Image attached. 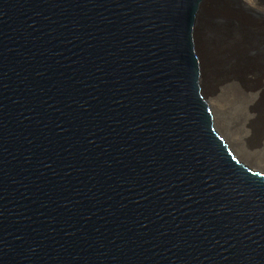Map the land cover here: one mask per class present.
Returning a JSON list of instances; mask_svg holds the SVG:
<instances>
[{
  "label": "water",
  "instance_id": "obj_1",
  "mask_svg": "<svg viewBox=\"0 0 264 264\" xmlns=\"http://www.w3.org/2000/svg\"><path fill=\"white\" fill-rule=\"evenodd\" d=\"M203 0H0V264H264V172L201 92Z\"/></svg>",
  "mask_w": 264,
  "mask_h": 264
},
{
  "label": "rangeland",
  "instance_id": "obj_2",
  "mask_svg": "<svg viewBox=\"0 0 264 264\" xmlns=\"http://www.w3.org/2000/svg\"><path fill=\"white\" fill-rule=\"evenodd\" d=\"M216 1V2H215ZM225 3H224V2ZM230 1V2H229ZM232 1V2H231ZM239 3H238V2ZM208 0L207 2L208 3H206L204 6H203V9H201V13H200V15H199V20H198V23H200V25H199V27H201V28H199V30H200V35H202L201 36V43H202V48H203V50H204V52H205V54L207 53V54H209V51L212 53V51L211 50H213V54H209V55H207V56H209L208 58L210 59L209 61H211L210 63H211V65L213 66V70H214V72L212 71V73H215V77L214 78H217L218 77V75H219V77L217 78V79H215V83H214V87H213V92H214V90H215V96L217 97V99H218V104L220 105V103H221V105H220V107L221 108H223V112L221 111V113H222V115H223V117L225 118V120H224V123L225 124H227L226 125V127H227V130L229 131V129L230 128H232L233 126V128L232 129H230L231 131L234 129V128H236V130L234 129L233 131H234V133H233V131L231 132L230 131V134H232V135H234V134H236V136H234L235 138H236V142H237V146H239L240 148H241V152H242V154H243V156L246 158V160L245 159H241V160H243L244 162H246L247 164H249L250 166H252L253 168H255V169H258V170H260V171H263L264 172V115L261 113V111H259L260 112V114L259 113H256V114H259V117L258 116H256V115H254V116H252V117H249V113L245 110L244 112H243V110H242V108H240L242 105L240 104H238V102H237V99H235V98H237L236 96H231V94H230V92H232V90L234 91V89H236L235 87H238V86H245L246 85V88H248L249 89V92H254L256 89L258 90V86H261V84L263 83L262 81L264 80V79H262V78H259V76H258V74H259V68L256 66V63H257V65H258V62H259V60H261L262 61V59H263V55L262 54H264V53H262V52H264V28H262V26L264 27V11L261 9V8H259L258 7V5H257V7L256 6H252V5H256L258 2L257 1H259V0H252V1H250V0H242V2H241V0ZM248 1V2H247ZM254 1V2H253ZM245 2H247V3H249L248 5H250L249 6V8L245 5V4H247V3H245ZM251 2H253V3H251ZM216 3H217V5H216ZM230 3V4H229ZM237 3V4H236ZM242 3H245L244 5L242 4ZM219 4V5H218ZM224 4L227 6H224ZM210 5V6H209ZM236 5H237V8H236ZM220 7V9H219V7ZM239 6V7H238ZM241 6H242V8H241ZM221 7H224V8H221ZM226 7V8H225ZM235 7V8H234ZM245 7V8H244ZM255 7V8H254ZM228 8V9H227ZM234 8V9H233ZM240 10H239V9ZM246 8H248V10L249 11H247V9ZM254 8V9H253ZM214 9V10H213ZM245 9V10H244ZM208 10V11H207ZM211 10H213L212 12H211ZM217 10V11H216ZM237 10V11H236ZM238 10H239V12H238ZM242 10V11H241ZM243 10H244V12H243ZM252 10H254V11H252ZM256 10V11H255ZM206 11V12H205ZM226 11V12H225ZM251 11H252V13H254V14H252L253 15V17L251 16ZM258 11H260V12H258ZM209 12V13H208ZM215 12H216V14H215ZM224 12V13H223ZM248 12H250V13H248ZM257 12V13H256ZM205 13V14H204ZM211 13V14H210ZM220 13V14H219ZM238 15H237V14ZM243 13V14H242ZM259 13V14H258ZM260 13H261V15H260ZM210 14V15H209ZM256 14V15H255ZM206 15H208V16H206ZM222 15V16H221ZM230 15V16H229ZM234 15V16H233ZM237 15V16H236ZM257 15H258V17H257ZM203 16V17H202ZM236 16V17H235ZM239 16V17H238ZM263 16V17H262ZM202 17V18H201ZM219 17V18H218ZM252 17V18H251ZM256 17V18H255ZM207 20H206V19ZM236 18V19H235ZM247 18V19H246ZM202 19H204V20H202ZM221 19V20H220ZM233 19V20H232ZM252 19V20H251ZM254 19V20H253ZM256 19V20H255ZM259 19V20H258ZM201 20H202V22H201ZM240 20V21H239ZM243 20V21H242ZM250 20V21H249ZM207 21H209V22H207ZM214 21V23H212ZM258 23H257V22ZM259 21H260V23H259ZM224 22H225V24H224ZM232 22H233V24H232ZM237 24H236V23ZM251 22V23H250ZM205 23V25H203ZM242 23H243V26H242ZM247 23V24H246ZM222 24V25H221ZM231 24V25H230ZM239 24H241V25H239ZM255 24V25H254ZM261 24V25H260ZM210 25H212V26H210ZM240 27H239V26ZM249 25V26H248ZM251 25V26H250ZM257 25V26H256ZM209 26H210V29H209ZM229 27V29H228V27ZM233 26H234V28H233ZM255 26V27H254ZM260 26V27H259ZM224 27V28H223ZM226 27H227V29H226ZM243 27V28H242ZM245 27H247L248 29L246 30V28ZM251 27V28H250ZM255 29H254V28ZM214 28V29H213ZM239 30H238V29ZM258 28V29H257ZM222 29V30H221ZM233 29V30H232ZM244 29V30H243ZM251 31H250V30ZM231 32H230V31ZM235 30V31H234ZM243 30V31H242ZM246 30V31H245ZM208 31H209V33H208ZM215 31V32H214ZM245 31V32H244ZM214 32V33H213ZM221 32V33H220ZM226 32H229V33H227L226 34ZM243 32V33H242ZM255 32V33H254ZM257 32V33H256ZM261 32V33H260ZM205 33V34H204ZM216 33V34H215ZM253 33V34H252ZM258 33L260 34V35H258ZM220 34L222 35V36H220ZM235 34H237L238 36H240V37H238L237 35L235 36ZM241 34V35H240ZM250 35V36H248V35ZM256 34H257V36H256ZM214 35V36H213ZM217 35V36H216ZM225 35H227V37H229V38H227ZM244 35V36H243ZM246 35V36H245ZM252 35L253 36H255L254 38L252 37ZM204 36V37H203ZM219 36V37H218ZM260 36V37H259ZM206 37V38H205ZM218 38V39H216V38ZM222 37H225V38H223L222 39ZM231 37V38H230ZM234 37V38H233ZM252 39H251V38ZM204 38V39H203ZM213 38V39H212ZM220 38V39H219ZM239 38H241V39H239ZM247 40H246V39ZM262 38V39H261ZM207 41H206V40ZM222 39V40H221ZM228 39H230L231 41H227ZM237 39V40H236ZM261 39V40H260ZM216 40H218V41H216ZM226 40V41H225ZM235 40V41H234ZM243 40V41H242ZM249 40H251V41H249ZM256 40V41H255ZM263 40V41H262ZM217 42V44H216V42ZM221 41V42H220ZM238 43H237V42ZM241 43H240V42ZM248 41V42H247ZM258 41H260V42H258ZM262 41V42H261ZM203 42H204V44H206V45H204L203 44ZM213 42V43H212ZM219 42V43H218ZM224 42V43H223ZM226 42H228V43H226ZM232 42V43H231ZM253 42V43H252ZM256 43V44H255ZM258 43H260L259 44V46L260 47H258L257 48V46H258ZM221 44H223V45H221ZM228 44V45H227ZM233 44L236 46H233ZM254 44V45H253ZM213 45H215V46H213ZM247 45V46H246ZM208 46V47H207ZM223 46H225V48L223 47ZM253 46H255V47H253ZM262 46V47H261ZM222 47V48H221ZM234 47V49H232ZM244 47V48H243ZM249 47V48H248ZM218 48V49H217ZM220 48V49H219ZM240 48H241V50H240ZM247 48V49H246ZM252 48V49H251ZM215 49V50H214ZM229 49V50H228ZM247 50V51H244V50ZM249 49H251V50H249ZM258 49V50H257ZM260 49V50H259ZM223 50V51H222ZM231 50V51H230ZM219 51V52H218ZM239 53H238V52ZM240 51H241V53H240ZM256 51V52H255ZM216 52V53H215ZM228 52H230L229 54H228ZM246 54H244V53ZM252 53V55H250L251 53ZM218 53V54H217ZM237 53H238V55H237ZM254 53V54H253ZM258 53V54H257ZM260 53H261V55H260ZM214 54H216V55H214ZM226 54H227V56H228V58L230 59H228L227 58V56H226ZM241 54V56H239ZM257 54V55H256ZM225 57H224V56ZM230 55H231V58H230ZM233 55H235L234 57H232ZM211 56H212V58H211ZM222 56V57H221ZM237 56V57H236ZM248 56V57H247ZM249 56H251V57H249ZM262 56V57H261ZM244 57V58H243ZM255 57H257V58H255ZM222 59V61H220L221 59ZM226 58V59H225ZM232 58H233V60H232ZM243 60H242V59ZM250 58H252V59H250ZM212 59H213V61H212ZM216 61H215V60ZM245 59V60H244ZM255 59V60H254ZM232 60V61H231ZM235 60V61H234ZM242 60V61H241ZM252 60V61H251ZM258 60V62H256ZM240 61V62H239ZM246 61V62H245ZM214 64H213V63ZM220 62V63H219ZM223 62V63H222ZM234 62V63H233ZM236 62H238V63H236ZM244 62V63H243ZM251 62H252V64H251ZM230 63V64H229ZM217 64V65H216ZM219 64V65H218ZM221 64V65H220ZM225 66H224V65ZM242 64H244V65H242ZM251 64V65H250ZM255 66H254V65ZM233 65V66H232ZM253 65V66H252ZM211 66V67H212ZM221 66V67H220ZM229 66L232 68H235V70H233L232 69V72H231V68H229ZM238 66V67H237ZM248 66V67H247ZM242 67V68H241ZM217 68V69H216ZM226 68V69H225ZM238 68H240V69H238ZM244 68H246V69H244ZM252 68V69H251ZM222 69V70H221ZM238 71H237V70ZM211 70H212V68H211ZM216 70H219V72L221 73V76H220V74H219V72L217 71L216 72ZM230 70V71H229ZM240 70V71H239ZM242 70H244V71H242ZM257 70H258V72H257ZM229 71V72H228ZM252 71V72H251ZM241 72H242V74H241ZM245 72H248V73H245ZM256 72V73H255ZM227 73H229V74H227ZM231 73V74H230ZM255 73V74H254ZM225 74V75H224ZM238 74V75H237ZM252 74V75H251ZM216 75H217V77H216ZM235 75V76H234ZM250 77H249V76ZM255 75L258 77H255ZM223 76V77H222ZM232 76H233V78H232ZM239 77V78H238ZM247 77V78H246ZM241 78H243V79H241ZM229 79V80H228ZM231 79V80H230ZM238 79V80H237ZM241 80V82L239 83V81ZM234 82H233V81ZM249 80V81H248ZM253 80V81H252ZM218 81V82H217ZM221 81V82H220ZM226 81H228V82H226ZM237 81V84H239V85H237V84H235V82ZM245 81H247V82H245ZM251 81V82H250ZM223 82V83H222ZM226 84H225V83ZM245 82V83H244ZM253 82H254V84H253ZM260 82H262V83H260ZM231 83H233V84H231ZM215 84H217V85H215ZM221 84V85H220ZM223 84H225L224 86H223ZM227 84H228V87H227ZM236 86H235V85ZM245 84V85H244ZM251 84V85H250ZM256 84V85H255ZM248 85V86H247ZM221 86H223V87H221ZM226 86V87H225ZM229 86H231V87H229ZM218 87L220 88V89H218ZM224 87H225V89H224ZM233 87H234V89H233ZM222 88H223V92L225 91V93H223L222 92ZM240 88V87H239ZM227 89V90H226ZM230 89H232V90H230ZM253 89V90H252ZM255 89V90H254ZM217 90V91H216ZM230 90V91H229ZM251 90V91H250ZM256 90V91H257ZM255 91V92H256ZM222 92V93H221ZM228 94H227V93ZM221 93L222 95L224 94V96H222L221 94V96L219 95V94ZM230 94V95H229ZM228 95V96H227ZM220 96V97H219ZM227 97H229V98H227ZM231 97V98H230ZM248 97L249 96H247L246 98H244L246 101H248ZM258 96H256V98L254 97V99L253 100H256L255 101V105H256V102H257V107L258 108H261L262 106H264V96H263V98H262V96L258 99L257 98ZM219 98H221V100H219ZM224 100H223V99ZM227 101V104L226 105H224L225 103L224 102H226ZM232 100V101H231ZM220 101V102H219ZM233 101H234V104H232L233 103ZM232 102V103H231ZM237 102V103H236ZM230 103V105H228ZM260 103H261V105H260ZM231 104H232V106H231ZM237 104V108L241 111V112H239V110L236 108H234L235 107V105ZM223 105V106H222ZM228 106V107H227ZM231 106V107H230ZM230 107V108H229ZM233 107V109H231ZM262 108H264V107H262ZM227 109H229V110H227ZM224 110H226V111H224ZM236 113V115H235V113L233 112V111ZM228 111H229V114H228ZM230 111H232V113L230 112ZM240 114H239V113ZM247 112V114H246V116L244 115L245 113ZM227 113V114H226ZM234 113V114H233ZM243 113V114H242ZM225 115V116H224ZM227 115V116H226ZM240 117H239V116ZM241 115H243L242 117H241ZM238 116V117H237ZM229 117V118H228ZM230 117H231V119H232V121H228L227 122V119L226 118H228V120H231L230 119ZM236 119H235V118ZM248 118V119H246V118ZM257 117V118H256ZM237 118H239V119H237ZM240 119L242 120V121H240ZM252 119H253V121H252ZM256 121H255V120ZM258 119V120H257ZM251 121H252V123L253 122H255V123H251ZM262 122V123H260V124H258V122ZM234 122H236V123H239L240 122V124H236V123H234ZM243 122V123H242ZM248 122V123H247ZM231 123H232V125H231ZM247 125H246V124ZM250 124H252V126H249ZM263 124V125H262ZM231 125V126H230ZM236 125V126H235ZM238 125V126H237ZM249 126V127H248ZM259 126V127H258ZM258 127V128H257ZM262 127V128H261ZM254 130H253V129ZM261 129V131H260V129ZM217 130V129H216ZM255 130H257V133L255 132ZM218 131V130H217ZM251 131V132H250ZM219 132V131H218ZM248 132H249V135H248ZM263 134V137H262V134ZM220 133V132H219ZM247 133V134H246ZM250 133H253V135H255L254 137H253V135L252 134H250ZM260 133V134H259ZM256 134H258L257 135V137H256ZM221 135H223L222 133H221ZM242 135H243V137H245V138H243L242 137ZM258 136H259V138H258ZM261 136V137H260ZM223 137H225V136H223ZM239 137V138H238ZM242 138V140L240 141V139ZM247 138V139H246ZM250 138V139H249ZM252 138V139H251ZM256 138V139H255ZM245 139V140H244ZM263 139V140H262ZM239 140V141H238ZM244 140V141H243ZM247 140V141H246ZM248 140H250L249 142H248ZM253 141V144L255 143V145H252V141ZM255 140V141H254ZM257 140V141H256ZM239 142V143H238ZM259 142V143H258ZM243 143H245V144H243ZM257 143V144H256ZM249 144V145H248ZM242 145H244V146H242ZM252 145V146H251ZM250 146V147H249ZM250 148V149H249ZM237 156V155H236ZM240 158V157H239ZM260 166L261 167H263L262 169L260 168Z\"/></svg>",
  "mask_w": 264,
  "mask_h": 264
},
{
  "label": "bare ground",
  "instance_id": "obj_3",
  "mask_svg": "<svg viewBox=\"0 0 264 264\" xmlns=\"http://www.w3.org/2000/svg\"><path fill=\"white\" fill-rule=\"evenodd\" d=\"M208 0H203V2H202V4H201V6H200V8H199V12H198V17H197V20H196V22H195V25H194V34H195V37H196V48H197V53H198V58H199V62H200V64H199V66H200V76H199V83H200V88H201V92L203 93V95H204V97L206 98V101H207V103H208V105H209V107H210V110H211V114H212V122H213V125H214V127L220 132V134L222 133L223 135L222 136H225L224 137V139L228 142V144H229V146L231 147V149L233 150V152H234V154H236L238 157H240V159H245L246 160V158L243 156V154H242V152H241V148L239 147V146H237V142H236V138L234 137V136H236V134H234V135H232V134H230V129H232L234 126V124L232 125V123H231V125L233 126L232 128H230L229 129V131L227 130V127H226V125L227 124H225L224 123V120H225V118L223 117V115H222V113H221V111L223 110V108H221L220 107V105H221V103H220V105L218 104V99H217V97L215 96V90H214V92H213V87H214V83H215V79H217L218 77H219V75H218V77H217V75H216V77L217 78H214L215 76V73H212V71L214 72V70H213V66L211 65V61H209L210 59V57L209 56H207V55H209L211 52L209 51V54H205V52H204V50H203V48H202V41H201V36L202 35H200V30H199V28H201V27H199V25H200V23H198V20H199V15H200V13H201V9H203V6L206 4V3H208L207 2ZM226 1V0H225ZM235 1V0H234ZM237 1V0H236ZM245 1V0H244ZM250 1H252V0H250ZM216 2V1H215ZM224 2V1H223ZM230 2V1H229ZM232 2V1H231ZM238 2V1H237ZM241 2H242V0H241ZM248 2V1H247ZM247 2H245V3H247ZM254 2V1H253ZM253 2H251V3H253ZM258 3L256 4V5H252V6H256L257 7V5H258V7L259 8H261L263 11H264V0H259V1H257ZM225 3V2H224ZM239 3V2H238ZM245 3H242L243 5L245 4ZM230 4V3H229ZM237 4V3H236ZM249 3H247V4H245L246 6L248 5ZM216 5H217V3H216ZM219 5V4H218ZM251 5V4H250ZM250 5H248L247 7L249 8V6ZM210 6V5H209ZM224 6H226L225 4H224ZM219 7V6H218ZM227 7V6H226ZM225 7V8H226ZM239 7V6H238ZM221 8H224V7H221ZM235 8V7H234ZM233 8V9H234ZM236 8H237V5H236ZM241 8H242V6H241ZM245 8V7H244ZM248 8H246L247 9V11H249L248 10ZM255 8V7H254ZM253 8V9H254ZM219 9H220V7H219ZM228 9V8H227ZM239 9V8H238ZM250 9V8H249ZM214 10V9H213ZM213 10H211V12L213 11ZM240 10V9H239ZM239 10H238V12H239ZM245 10V9H244ZM244 10H243V12H244ZM208 11V10H207ZM217 11V10H216ZM237 11V10H236ZM242 11V10H241ZM252 11H254V10H252ZM252 11H251V13L250 12H248V13H250L251 14V16L253 17V15L252 14H254V13H252ZM256 11V10H255ZM206 12V11H205ZM226 12V11H225ZM258 12H260V11H258ZM209 13V12H208ZM224 13V12H223ZM257 13V12H256ZM205 14V13H204ZM211 14V13H210ZM209 14V15H210ZM215 14H216V12H215ZM220 14V13H219ZM237 14V13H236ZM243 14V13H242ZM259 14V13H258ZM238 15V14H237ZM236 15V16H237ZM256 15V14H255ZM260 15H261V13H260ZM264 15V14H263ZM206 16H208V15H206ZM222 16V15H221ZM230 16V15H229ZM234 16V15H233ZM235 16V17H236ZM203 17V16H202ZM201 17V18H202ZM239 17V16H238ZM251 17V18H252ZM257 17H258V15H257ZM263 17V16H262ZM219 18V17H218ZM256 18V17H255ZM206 19V18H205ZM236 19V18H235ZM247 19V18H246ZM264 19V18H263ZM202 20H204V19H202ZM202 20H201V22H202ZM207 20V19H206ZM221 20V19H220ZM233 20V19H232ZM252 20V19H251ZM254 20V19H253ZM256 20V19H255ZM259 20V19H258ZM200 21V20H199ZM240 21V20H239ZM243 21V20H242ZM250 21V20H249ZM207 22H209V21H207ZM257 22V21H256ZM210 23V22H209ZM212 23H214V21L212 22ZM236 23V22H235ZM251 23V22H250ZM258 23V22H257ZM259 23H260V21H259ZM224 24H225V22H224ZM232 24H233V22H232ZM237 24V23H236ZM247 24V23H246ZM202 25V24H201ZM200 25V26H201ZM203 25H205V23L203 24ZM222 25V24H221ZM231 25V24H230ZM239 25H241V24H239ZM238 25V26H239ZM255 25V24H254ZM261 25V24H260ZM210 26H212V25H210ZM210 26H209V29H210ZM242 26H243V23H242ZM249 26V25H248ZM251 26V25H250ZM257 26V25H256ZM213 27V26H212ZM228 27V26H227ZM227 27H226V29H227ZM240 27V26H239ZM255 27V26H254ZM253 27V28H254ZM260 27V26H259ZM224 28V27H223ZM233 28H234V26H233ZM243 28V27H242ZM246 28V30L248 29L247 27H245ZM251 28V27H250ZM262 28H264L263 26H262ZM214 29V28H213ZM228 29H229V27H228ZM235 29V28H234ZM238 29V28H237ZM255 29V28H254ZM258 29V28H257ZM222 30V29H221ZM233 30V29H232ZM239 30V29H238ZM244 30V29H243ZM242 30V31H243ZM245 30V31H246ZM250 30V29H249ZM252 30V29H251ZM250 30V31H251ZM230 31V30H229ZM235 31V30H234ZM244 31V32H245ZM215 32V31H214ZM213 32V33H214ZM231 32V31H230ZM208 33H209V31H208ZM221 33V32H220ZM227 33H229V32H226V34ZM243 33V32H242ZM255 33V32H254ZM257 33V32H256ZM261 33V32H260ZM205 34V33H204ZM216 34V33H215ZM253 34V33H252ZM264 34V33H263ZM237 34H235V36H236ZM241 35V34H240ZM248 35V34H247ZM258 35H260L259 33H258ZM214 36V35H213ZM217 36V35H216ZM220 36H222L221 34H220ZM226 37H227V35H225ZM238 36V35H237ZM244 36V35H243ZM246 36V35H245ZM248 36H250V35H248ZM256 36H257V34H256ZM204 37V36H203ZM219 37V36H218ZM238 37H240V36H238ZM252 37L254 38L255 36H253L252 35ZM258 37V36H257ZM260 37V36H259ZM206 38V37H205ZM216 38V37H215ZM223 38H225V37H222V39ZM227 38H229V37H227ZM231 38V37H230ZM234 38V37H233ZM251 38V37H250ZM204 39V38H203ZM213 39V38H212ZM216 39H218V38H216ZM220 39V38H219ZM221 39V40H222ZM239 39H241V38H239ZM246 39V38H245ZM252 39V38H251ZM262 39V38H261ZM260 39V40H261ZM206 40V39H205ZM227 40V39H226ZM225 40V41H226ZM229 41H231L230 39H228ZM227 40V41H228ZM237 40V39H236ZM247 40V39H246ZM207 41V40H206ZM216 41H218V40H216ZM215 41V42H216ZM235 41V40H234ZM243 41V40H242ZM241 41V42H242ZM249 41H251V40H249ZM256 41V40H255ZM263 41V40H262ZM261 41V42H262ZM221 42V41H220ZM237 42V41H236ZM240 42V41H239ZM240 42V43H241ZM248 42V41H247ZM258 42H260V41H258ZM213 43V42H212ZM219 43V42H218ZM224 43V42H223ZM226 43H228V42H226ZM232 43V42H231ZM238 43V42H237ZM243 43V42H242ZM253 43V42H252ZM264 43V42H263ZM203 44H204V42H203ZM216 44H217V42H216ZM256 44V43H255ZM259 44L260 43H258V46H257V48L258 47H260L259 46ZM204 45H206V44H204ZM221 45H223V44H221ZM228 45V44H227ZM254 45V44H253ZM213 46H215V45H213ZM233 46H235L234 44H233ZM247 46V45H246ZM264 46V45H263ZM208 47V46H207ZM224 48H225V46H223ZM236 47V46H235ZM253 47H255V46H253ZM262 47V46H261ZM222 48V47H221ZM244 48V47H243ZM249 48V47H248ZM218 49V48H217ZM220 49V48H219ZM232 49H234V47L232 48ZM247 49V48H246ZM244 50V51H247V50ZM252 49V48H251ZM251 49H249V50H251ZM215 50V49H214ZM229 50V49H228ZM240 50H241V48H240ZM258 50V49H257ZM260 50V49H259ZM212 51V53L211 54H213V50H211ZM223 51V50H222ZM231 51V50H230ZM219 52V51H218ZM238 52V51H237ZM248 52V51H247ZM256 52V51H255ZM216 53V52H215ZM230 52H228V54H229ZM239 53V52H238ZM238 53H237V55H238ZM240 53H241V51H240ZM244 53V52H243ZM249 53V52H248ZM251 53V52H250ZM262 53H264V52H262ZM218 54V53H217ZM245 54V53H244ZM254 54V53H253ZM258 54V53H257ZM256 54V55H257ZM214 55H216V54H214ZM246 55V54H245ZM250 55H252V53L250 54ZM260 55H261V53H260ZM263 55V59H262V61L261 60H259V62H258V60L256 61V62H258V65H257V63H256V66L260 69L259 70V74H258V76H259V78H262V79H264V54H262ZM224 56V55H223ZM226 56H227V54H226ZM235 55H233L232 57H234ZM239 56H241V54L239 55ZM209 57V58H208ZM222 57V56H221ZM225 57V56H224ZM237 57V56H236ZM248 57V56H247ZM249 57H251V56H249ZM262 57V56H261ZM211 58H212V56H211ZM227 58H228V56H227ZM230 58H231V55H230ZM244 58V57H243ZM255 58H257V57H255ZM221 59V58H220ZM223 59V58H222ZM222 59L220 60V61H222ZM226 59V58H225ZM229 59V58H228ZM242 59V58H241ZM250 59H252V58H250ZM258 59V58H257ZM215 60V59H214ZM230 60V59H229ZM232 60H233V58H232ZM231 60V61H232ZM243 60V59H242ZM241 60V61H242ZM245 60V59H244ZM255 60V59H254ZM212 61H213V59H212ZM216 61V60H215ZM235 61V60H234ZM252 61V60H251ZM214 62V61H213ZM212 62V63H213ZM240 62V61H239ZM246 62V61H245ZM220 63V62H219ZM223 63V62H222ZM234 63V62H233ZM236 63H238V62H236ZM244 63V62H243ZM214 64V63H213ZM230 64V63H229ZM251 64H252V62H251ZM250 64V65H251ZM217 65V64H216ZM219 65V64H218ZM221 65V64H220ZM224 65V64H223ZM242 65H244V64H242ZM254 65V64H253ZM252 65V66H253ZM212 66V67H211ZM225 66V65H224ZM233 66V65H232ZM255 66V65H254ZM221 67V66H220ZM238 67V66H237ZM248 67V66H247ZM211 68H212V70H211ZM229 68H231L230 66H229ZM242 68V67H241ZM217 69V68H216ZM226 69V68H225ZM232 69L233 70H235V68H231V72H232ZM238 69H240V68H238ZM244 69H246V68H244ZM252 69V68H251ZM222 70V69H221ZM237 70V69H236ZM247 70V69H246ZM219 72V70H216V72ZM230 71V70H229ZM228 71V72H229ZM238 71V70H237ZM240 71V70H239ZM242 71H244V70H242ZM252 72V71H251ZM257 72H258V70H257ZM233 73V72H232ZM245 73H248V72H245ZM256 73V72H255ZM254 73V74H255ZM219 74H220V76H221V73L219 72ZM227 74H229V73H227ZM231 74V73H230ZM241 74H242V72H241ZM225 75V74H224ZM238 75V74H237ZM243 75V74H242ZM252 75V74H251ZM235 76V75H234ZM249 76V75H248ZM223 77V76H222ZM250 77V76H249ZM255 77H257L256 75H255ZM232 78H233V76H232ZM239 78V77H238ZM247 78V77H246ZM258 78V77H257ZM234 79V78H233ZM241 79H243V78H241ZM218 80V79H217ZM229 80V79H228ZM231 80V79H230ZM238 80V79H237ZM240 80V79H239ZM233 81V80H232ZM249 81V80H248ZM253 81V80H252ZM218 82V81H217ZM221 82V81H220ZM226 82H228V81H226ZM234 82V81H233ZM241 82V80L239 81V83ZM245 82H247V81H245ZM244 82V83H245ZM251 82V81H250ZM263 82V83H262ZM262 82H260V83H262L261 84V86H258V90L256 91L255 89V91L254 92H249V89L248 88H246V85L245 86H238V87H235L236 89H234V87H233V89H234V91L232 90V89H230V90H232V92H230V94H231V96H236L237 98H235V99H237V102H238V104L240 103L242 106L240 107V108H242V110H243V112L246 110L248 113H249V117H252V116H254V115H256V116H258L259 117V114H260V112L259 111H261V113L264 115V108H262V107H264V106H262L261 108H258L257 106V102H256V105L254 104L255 103V101L256 100H253L254 99V97L256 98V96H258L257 98L259 99L261 96H262V98H263V96H264V80L262 81ZM223 83V82H222ZM225 83V82H224ZM248 83V82H247ZM226 84V83H225ZM225 84H223V86L225 85ZM231 84H233V83H231ZM235 84H237V81L235 82ZM234 84V85H235ZM253 84H254V82H253ZM215 85H217V84H215ZM221 85V84H220ZM237 85H239V84H237ZM251 85V84H250ZM256 85V84H255ZM223 86H221V87H223ZM236 86V85H235ZM248 86V85H247ZM226 87V86H225ZM225 87H224V89H225ZM227 87H228V84H227ZM229 87H231V86H229ZM240 87V88H239ZM218 89H220L219 87H218ZM227 90V89H226ZM229 90V91H230ZM253 90V89H252ZM217 91V90H216ZM251 91V90H250ZM222 92H223V88H222ZM221 92V93H222ZM220 93V94H221ZM223 93H225V91L223 92ZM227 93V92H226ZM229 93V92H228ZM227 93V94H228ZM219 94V93H218ZM219 94V95H220ZM229 94V95H230ZM222 95V94H221ZM220 95V96H221ZM219 96V97H220ZM222 96H224V94L222 95ZM228 96V95H227ZM247 96H249L248 97V101H246L244 98H246ZM227 98H229V97H227ZM231 98V97H230ZM223 99V98H222ZM219 100H221V98H219ZM224 100V99H223ZM226 101V100H225ZM228 101V100H227ZM227 101L226 102H224L225 104L224 105H226L227 104ZM232 101V100H231ZM220 102V101H219ZM236 102V103H237ZM232 103V102H231ZM232 104H234V101H233V103ZM232 104H231V106H232ZM239 104V105H240ZM228 105H230V103L228 104ZM260 105H261V103H260ZM223 106V105H222ZM230 106V107H231ZM237 106V104L235 105V109L238 107H236ZM228 107V106H227ZM229 107V108H230ZM231 109H233V107L231 108ZM238 109V108H237ZM227 110H229V109H227ZM239 110V109H238ZM224 111H226V110H224ZM233 111V110H232ZM232 111H230L231 113H232ZM223 112V111H222ZM234 112V111H233ZM239 112H241L240 110H239ZM238 112V113H239ZM247 112L244 114L245 116H246V114H247ZM235 113V112H234ZM233 113V114H234ZM256 113H259V114H256ZM227 114V113H226ZM228 114H229V111H228ZM240 114V113H239ZM243 114V113H242ZM235 115H236V113H235ZM248 115V114H247ZM252 115V116H251ZM225 116V115H224ZM227 116V115H226ZM239 116V115H238ZM237 116V117H238ZM243 115H241V117H242ZM240 117V116H239ZM248 117V118H249ZM229 118V117H228ZM228 118H226L227 119V122L228 121H232V119H231V117H230V119L231 120H228ZM235 118V117H234ZM246 118V117H245ZM248 118H246V119H248ZM257 118V117H256ZM264 118V117H263ZM236 119V118H235ZM237 119H239V118H237ZM243 120V119H242ZM241 119H240V121H242ZM249 120V119H248ZM255 120V119H254ZM258 120V119H257ZM226 121V120H225ZM234 121V120H233ZM232 121V122H233ZM252 121H253V119H252ZM252 121H251V123H252ZM256 121V120H255ZM234 123H236V122H234ZM243 123V122H242ZM248 123V122H247ZM253 123H255V122H253ZM252 123V124H253ZM260 123H262L261 121L260 122H258V124H260ZM236 124H240V122L239 123H236ZM246 124V123H245ZM252 124H250L249 126H252ZM230 125V126H231ZM241 125V124H240ZM247 125V124H246ZM254 125V124H253ZM261 125V124H260ZM263 125V124H262ZM236 126V125H235ZM238 126V125H237ZM248 126V127H249ZM259 127V126H258ZM257 127V128H258ZM262 128V127H261ZM235 130H236V128H234ZM233 129V130H234ZM253 129V128H252ZM260 129V128H259ZM232 130V131H233ZM254 130V129H253ZM231 131V132H232ZM260 131H261V129H260ZM251 132V131H250ZM255 132L257 133V130H255ZM264 132V131H263ZM233 133H234V131H233ZM261 133V132H260ZM259 133V134H260ZM247 134V133H246ZM250 134H252L253 135V133H250ZM262 134V133H261ZM248 135H249V132H248ZM257 135L258 134H256V137H257ZM250 136V135H249ZM255 135H253V137H254ZM242 137H243V135H242ZM261 137V136H260ZM262 137H263V134H262ZM239 138V137H238ZM243 138H245V137H243ZM258 138H259V136H258ZM247 139V138H246ZM250 139V138H249ZM252 139V138H251ZM256 139V138H255ZM242 140V138L240 139V141ZM245 140V139H244ZM243 140V141H244ZM263 140V139H262ZM239 141V140H238ZM247 141V140H246ZM250 140H248V142H249ZM252 141V140H251ZM255 141V140H254ZM257 141V140H256ZM264 142V141H263ZM239 143V142H238ZM259 143V142H258ZM243 144H245V143H243ZM257 144V143H256ZM249 145V144H248ZM252 145H255V143L253 144V141H252ZM251 145V146H252ZM242 146H244V145H242ZM250 147V146H249ZM250 149V148H249ZM260 168L262 169L263 167H261L260 166Z\"/></svg>",
  "mask_w": 264,
  "mask_h": 264
}]
</instances>
